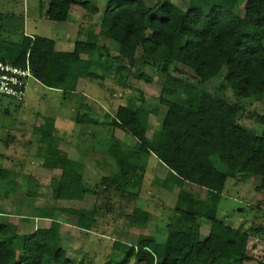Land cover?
<instances>
[{"label":"trees","instance_id":"16d2710c","mask_svg":"<svg viewBox=\"0 0 264 264\" xmlns=\"http://www.w3.org/2000/svg\"><path fill=\"white\" fill-rule=\"evenodd\" d=\"M154 1L148 6L144 0H108L97 25L99 32L92 27L80 31L83 38L77 37L71 50H57L54 39L41 35L23 34L17 43H0L3 60L17 65H25L27 60L37 81L74 92L81 78H101L92 68L103 50L99 35L106 30L109 39L118 44L119 58L153 65L162 78L155 102H143L138 107L118 105L113 116L102 121L84 117L85 113L75 117L77 124H103L134 139L133 145L126 147L113 132L106 135L107 145L102 150L113 160L114 171L102 175L96 188L84 184L82 162L70 158L54 142L50 128L36 126L35 134L45 151L44 163L50 169H60L53 183L55 197L78 190L82 197L84 193L94 196V204L91 209L41 207L36 217L48 218L50 223L30 232H20L16 223L3 218L8 212H1L0 264H81L69 258L61 246L62 221L54 217L55 211L72 216L79 229L91 230L97 226V212L105 208L104 201L98 200L109 202L114 197L131 202L139 195L144 176L142 159L150 153L181 183L202 188L204 195L198 197L183 188L177 192L164 242L140 234L132 245L115 240L113 246L124 250L128 258L135 256L141 264H243L250 259L248 233L222 224L216 211L229 164L236 173L259 176L254 188L264 196V135L236 121V113L242 109L238 100L254 95L259 81L264 80V0H244L240 13L235 10L237 0H185L183 5L173 0ZM76 4L98 11L87 0H48L44 14L51 21H65ZM145 45H150L149 50ZM177 64L190 69L200 84L172 73L170 67ZM223 69L222 82L214 90L207 89L204 84ZM139 76L146 81L152 77L145 72ZM227 89L236 101L226 97ZM160 105L165 112L148 137L150 113ZM208 121L217 127L229 126V130L210 127ZM10 171L1 169L0 179L7 178ZM29 179L24 198L33 199L35 191ZM18 204L23 205L19 201L14 206ZM198 219L220 225L226 234H235L238 239L223 237L213 228L200 238Z\"/></svg>","mask_w":264,"mask_h":264},{"label":"rangeland","instance_id":"374dc122","mask_svg":"<svg viewBox=\"0 0 264 264\" xmlns=\"http://www.w3.org/2000/svg\"><path fill=\"white\" fill-rule=\"evenodd\" d=\"M87 1L98 11L84 10L76 4L65 21L56 22L44 15L48 0H42L41 11L39 6H36V0H0L2 14L0 43H17L25 33L52 38L64 44L61 48L56 46L57 49L69 50L68 43L79 37L80 31L83 33V30L89 27L94 28L96 32L99 31L94 24L102 18L108 0ZM144 2L152 6L155 1ZM173 2L183 5L185 0ZM243 2L244 0H237L235 8L237 13L241 12ZM99 42L103 50L96 58L92 70L100 74L101 78H81L74 92L49 88L36 79L29 78L26 97L22 102L0 95V153H7V157H0V170L12 169L19 174L18 185L12 186L13 191L10 193H4L5 203L0 198V209L26 217L23 220L26 222L24 223L26 230L19 229L21 232H30L33 225L36 227L42 225V221L37 224L38 219L36 220L37 210L41 207L68 205L78 208L90 206L95 198L89 193H84L83 198L81 191L78 190L55 197L56 189L50 180L58 176L59 170L49 169L44 163L43 144L39 142L38 134H35L37 125H41V129L49 127L54 142L66 151L70 158L93 164V170L87 169L84 173V184L94 188L102 175L114 171L113 160L102 150L107 145L104 139L106 135L113 132L126 147H131L134 139L118 128L103 124H77L75 117L85 113L84 117L90 116L102 121L107 116H113L118 105L130 104L138 107L143 102H155L160 94L162 78L155 66L139 62L130 63L119 58L118 44L109 39L106 30L99 35ZM145 46L146 50H149L150 45ZM117 67L119 69L116 70ZM170 71L194 85L200 84L194 73L181 64L172 65ZM141 72L151 75V81L141 78L139 76ZM223 73L224 69L210 78L204 84L206 88L214 90L222 82ZM256 91L251 97L238 100L242 109L237 111L236 121L239 125L264 135V80L259 81ZM225 95L231 102L236 101L230 89L225 91ZM180 99L181 95L177 100ZM106 112L107 115L104 114ZM164 112L165 107L162 105L151 111L148 137L159 126ZM208 122L210 127L229 130V126L217 127L214 123ZM12 127L15 129L12 130ZM142 163L144 176L139 187V195L135 199L123 202L112 197L108 202L102 198L98 201L101 203L104 201L107 210L99 209V221L95 230L85 231L83 234H78V230L69 231L67 234L66 230L65 233L61 231V246L74 262L141 264L136 261L135 256L128 258L124 250L113 246L114 241L132 245L141 234L152 235L157 242H164L167 223L174 216L173 206L177 192L183 188L195 196L203 197L202 188L188 182L181 183V179L173 175L154 154L144 155ZM227 173L225 187L217 206V219L225 226L239 228L248 233L247 254L250 259L243 264H257L259 260L264 262V196L254 188L259 182V176L236 173L232 164L227 166ZM28 177H31L29 179L31 190L37 193V198L30 201L24 198ZM109 195L115 196L111 192ZM19 201H22L23 205L14 206ZM56 216L68 218L70 223L75 220L72 216H65L60 212H56ZM20 221L22 219L19 218L17 223L19 227ZM198 222L200 238H204L213 228L223 237L238 239L235 234H226L220 225L212 226L206 219H198ZM29 226L31 229H28Z\"/></svg>","mask_w":264,"mask_h":264},{"label":"crops","instance_id":"0c3cea01","mask_svg":"<svg viewBox=\"0 0 264 264\" xmlns=\"http://www.w3.org/2000/svg\"><path fill=\"white\" fill-rule=\"evenodd\" d=\"M41 2H42V0H36V6H39V9H40V11L42 10V5H41ZM77 12V11H76ZM75 12V13H76ZM45 15V14H44ZM69 15V14H68ZM68 18V17H67ZM100 21H101V18H99L98 19V21L94 24V27L95 26H97L99 23H100ZM98 27V26H97ZM99 29V28H98ZM99 32V31H98ZM23 34H25V33H23ZM69 36H70V34L69 35H67V37L69 38ZM69 45V47H70V49L69 50H71L72 49V45H73V42H70V43H68ZM56 46H60V48L62 47V46H64V44H62V43H60V42H56L55 41V48H56ZM57 49V48H56ZM57 50H62V51H67V50H63V49H57ZM12 130H14L15 128H11ZM17 133L19 132V131H16ZM14 135H15V132H14ZM14 135H13V137H14ZM7 144V143H6ZM66 152V151H65ZM67 153V152H66ZM7 154V153H6ZM6 154L5 153H0V157H7L6 156ZM68 154V153H67ZM106 155V154H105ZM69 156V155H68ZM107 156V155H106ZM76 160H80L81 162H82V176H83V181H84V173H85V171L88 169V170H93V164H86V163H84V161H82L81 159H76ZM105 164L107 165L108 163L107 162H105ZM50 169V168H49ZM52 170H59V174H60V169H58V168H55V169H52ZM59 174H58V176L57 177H55V178H52L50 181L52 182V183H54V181L56 180V179H58V177H59ZM18 173L16 172V171H14V170H12L11 169V171H10V173H9V175L7 176V178H5V179H0V198L3 200V203H5V197H4V193H10L11 191H13V189H12V186H14V185H18ZM21 176V175H20ZM23 177V176H22ZM15 179H16V181H15ZM15 181V182H14ZM26 182H27V179H26ZM14 189H16V186H15V188ZM37 193H35V197L33 198L34 200H35V198H37ZM85 197V196H84ZM83 197V198H84ZM82 198V199H83ZM81 199V200H82ZM31 199H29V201H30ZM70 201V200H69ZM78 201H80V200H78ZM93 204H94V200L93 201H91V205L90 206H79L78 208H80V207H83V208H87V209H91L92 208V206H93ZM6 205V204H5ZM54 206H56V207H61V208H70V207H72V206H68V205H66V206H57V205H54ZM48 207H52V206H48ZM74 208V207H73ZM1 212H4L3 211V209H0V216H1ZM5 212H8L7 210H5ZM56 212H60V213H62L63 215H65L66 216V214H64L63 212H61V211H58V210H56L55 211V213H54V217L56 218H60L61 219V221H62V226H61V231L63 230V232H64V230H66V233L65 234H67L69 231H74V230H78L79 232H77L78 234H83V232H85L84 230H81V229H79L78 227H76L75 225H74V220H73V222H71L70 223V221L68 220V218H64V217H62V216H56ZM3 218H5V219H10L12 222H14V223H18V219L20 218V219H22V221H20L19 223L21 224V226L19 227V225H18V229H20V230H22L23 231V229L24 230H26L25 229V227H26V225L24 224V223H26L25 221H23L24 219L22 218V216H18V215H10V213H3ZM19 217V218H18ZM41 218H43L42 220H40ZM37 217L36 218V220L38 219V221H37V224H40L41 222L40 221H42V225L40 226V225H37V227H47L48 225H49V223H50V219H48V218H44V217ZM96 218H97V225H98V221H99V211L97 212V215H96ZM22 224H24V225H22ZM28 224V223H27ZM65 225H66V227H68V228H66L65 227ZM35 225H33V229H35V228H37ZM96 227L97 226H95V227H93L91 230H95L96 229ZM28 229H31V227L29 226V228ZM32 229V230H33ZM88 231H90V230H88ZM21 232V231H20Z\"/></svg>","mask_w":264,"mask_h":264},{"label":"built area","instance_id":"2783aa9c","mask_svg":"<svg viewBox=\"0 0 264 264\" xmlns=\"http://www.w3.org/2000/svg\"><path fill=\"white\" fill-rule=\"evenodd\" d=\"M29 78L35 79L27 60L25 65H17L0 57V95L22 102Z\"/></svg>","mask_w":264,"mask_h":264}]
</instances>
